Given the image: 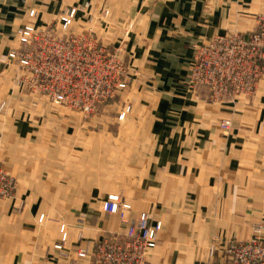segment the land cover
I'll return each instance as SVG.
<instances>
[{"label": "crops", "instance_id": "obj_1", "mask_svg": "<svg viewBox=\"0 0 264 264\" xmlns=\"http://www.w3.org/2000/svg\"><path fill=\"white\" fill-rule=\"evenodd\" d=\"M72 6L80 8L73 28L109 12L95 29L109 44L124 40L131 86L87 120L35 105L15 63L0 62V104L12 103L0 111V164L17 182L0 198V264H91L78 252L125 231L103 211L112 195L131 202L128 217L162 223L147 253L153 264H223L210 257L213 246L264 239V80L252 100L225 103L186 85L196 48L253 27L264 0H0V59L21 47L20 28Z\"/></svg>", "mask_w": 264, "mask_h": 264}, {"label": "built area", "instance_id": "obj_2", "mask_svg": "<svg viewBox=\"0 0 264 264\" xmlns=\"http://www.w3.org/2000/svg\"><path fill=\"white\" fill-rule=\"evenodd\" d=\"M79 10L72 6L44 25L20 28L17 36L21 48L12 50L7 57L17 62L26 75L23 84L36 88L56 105L91 114L101 102L112 100L118 91L127 89L130 79L118 60V52L122 53L124 46L106 45L91 28L74 32ZM29 15L38 18L35 10ZM107 17L105 13L103 18ZM95 18L92 15L90 21L95 22ZM263 27L261 23L251 32L217 35L199 45L188 89L212 103L234 102L240 95H253L264 75ZM124 117L125 112L120 118ZM231 124L229 119L221 121L223 129L230 128ZM4 179L0 166V187ZM129 210L131 205L119 196L108 197L103 211L121 215L124 238L103 235L91 253L81 250L78 256L90 258L91 264H150L146 254L158 245L162 223L150 224L146 213L128 220L124 214ZM60 233L61 240L55 248L62 252L67 240L65 225L61 226ZM216 253L223 264H264V240H225L212 250V254Z\"/></svg>", "mask_w": 264, "mask_h": 264}, {"label": "rangeland", "instance_id": "obj_3", "mask_svg": "<svg viewBox=\"0 0 264 264\" xmlns=\"http://www.w3.org/2000/svg\"><path fill=\"white\" fill-rule=\"evenodd\" d=\"M105 13H108V17L107 18H103V16H104V14ZM261 18H264V14H259V15H257V18H256V22H255V25L253 26V27H251V28H249V29H245V30H235V31H233V32H229V33H238V32H251V31H254V30H257L258 29V27H259V25L261 26V23H264V22H260V20H261ZM108 19H109V12L108 11H105V12H103V14L101 15V17H99L98 19H97V21L95 22V23H92V22H89V24H87L85 27H79V28H74L73 30H74V32H77V33H80L81 31H84V30H88V29H92L93 30V32L100 38V36L98 35V33H97V30L95 29V27L97 26V25H102V23H100V20H101V22H103L104 24H107L106 22L108 21ZM99 23V24H98ZM264 28V27H263ZM100 40L102 41V42H104L106 45H115V46H118L119 47V45H122V46H124V40L123 39H121L120 41L121 42H119L118 44H109L107 41H104L102 38H100ZM21 48V47H20ZM19 48V49H20ZM197 49V48H196ZM15 50V49H14ZM17 50V49H16ZM196 52V51H195ZM8 56V55H7ZM194 57H195V55H194ZM118 60L121 62V64L123 65V66H125V68H126V72H127V74H128V77H129V79H130V81H129V84H128V86H127V89H125V90H121V91H118L117 93H116V96H115V98L114 99H112V100H109V101H106V102H101L98 106H97V108L95 109V111H94V113H91V114H85L84 112H82L81 110H76V109H73L72 107H70V106H64V105H56V104H54L49 98H47V97H45L44 95H42L41 93H40V91L39 90H37L36 88H34V87H31V86H28V85H25V84H23L22 82H23V80L25 79V77H26V75L22 72V70H21V68H19L18 66H19V64L17 63V62H15L14 60H12V59H9L8 57H6V58H3V59H0V62L1 63H3V64H6V65H8L9 63H15V65L18 67V69H19V71H20V74H19V76H18V82L19 83H21L22 85H23V87H25V88H27V90L30 92V94H32L33 96H34V103H35V105H39L38 103L40 102V101H42V100H46L47 102H49V106H51V107H55V108H61V107H63V108H65V109H67V110H70V111H75V112H79V113H81L82 115H83V117L85 118V119H87V120H91V118L94 116V115H96V114H98V113H100V112H102V111H104L110 104H112L113 102H115L116 100H118V99H120L121 97H122V95L130 88V86H131V82H132V73H131V71L129 70V68H128V63H127V60H126V57H125V47L123 48V52L121 53V52H118ZM193 62H194V60H193ZM192 66H193V64H192ZM191 70H192V68H191ZM190 74H191V72H190ZM189 78H190V75H189V77H188V80H187V87H188V83H189ZM264 80V75H262L261 77H260V79H259V82H258V84H257V86H256V89H255V93L253 94V95H249V96H247V95H240V96H238L237 98H235L234 99V102L235 101H238L240 98H243V99H245V100H247V101H249V100H252V98L254 97V96H256V93H257V90H258V88H259V85H260V83L262 82ZM190 90V89H189ZM191 91V90H190ZM192 92V91H191ZM231 100V99H230ZM241 100V99H240ZM11 102H8V101H4V102H2L1 104H0V111H4V110H6V108H8V107H10L11 106ZM130 111H131V106L130 105H127V106H124L123 107V109L120 111V114H119V121L121 122V121H123L125 118H126V116H127V114H129L130 113ZM123 112H125V117L124 118H120V116H121V114L123 113ZM224 120V119H223ZM229 120H231V119H229ZM232 122V121H231ZM37 126H39V125H37ZM40 126H41V124H40ZM220 127H221V123H220ZM231 127H232V124H231ZM230 127V128H231ZM222 128V127H221ZM230 128H228V129H224V130H229ZM223 129V128H222ZM0 166H1V164H0ZM1 168H2V171H3V174L5 175V179H4V181H3V183H2V186L0 187V191L2 190V192H3V194L0 196V198H9V197H11V196H13V194L15 193V191H16V189H17V182H16V180H15V178L4 168V167H2L1 166ZM120 197V196H119ZM121 198V197H120ZM121 200L123 201V202H126V203H128V204H130L131 205V209H132V204H131V202L129 201V200H127V199H125V198H121ZM130 211V210H129ZM129 211H127V212H125V214H124V217L126 218V219H128V220H134L135 218H130V217H128V215H127V213L129 212ZM116 215H118L119 216V218H120V221H121V215L120 214H116ZM44 215L43 216H41L40 217V221L42 220H44ZM42 218V219H41ZM121 224H122V221H121ZM124 227V226H123ZM124 230H125V228H124ZM125 232V231H124ZM124 232H122L121 234L120 233H109V234H115V235H119L122 239L124 238ZM109 234H105L106 236L107 235H109ZM120 238V239H121ZM254 238H259V239H261V240H264L263 238H261V237H254ZM253 239V238H252ZM252 239H249V240H252ZM241 241H248V240H241ZM221 246V244L220 245H218V246H213L211 249H210V257H215L216 256V254H212V250H215V248L216 247H220ZM146 260L148 261L149 259H148V257H147V254H146ZM150 264H153L152 262H150V261H148ZM207 264H214V262L212 261H210V262H208Z\"/></svg>", "mask_w": 264, "mask_h": 264}]
</instances>
